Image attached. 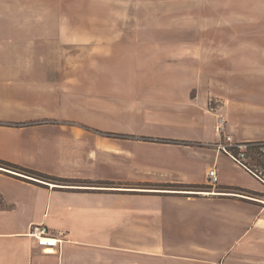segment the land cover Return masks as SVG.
I'll use <instances>...</instances> for the list:
<instances>
[{"label": "crops", "instance_id": "0c3cea01", "mask_svg": "<svg viewBox=\"0 0 264 264\" xmlns=\"http://www.w3.org/2000/svg\"><path fill=\"white\" fill-rule=\"evenodd\" d=\"M16 7L0 5V161L62 181L0 167V264H264L263 174L247 155L238 164L214 146L221 138L192 132L205 130L198 118L213 113L182 105L171 87L157 111L147 97L119 100L126 98L123 85L136 81L122 78L131 74L114 62L136 63V48L129 56L101 53L100 71L46 69L38 3L30 22L18 15L27 8ZM104 60L112 70H104ZM78 76L81 86L72 79ZM251 89L244 108L229 112L236 144L264 142V86ZM128 94L136 100L135 91ZM118 122L132 125H107ZM141 122L187 133L159 135L182 145L101 134L135 136ZM174 185L193 190L166 188ZM34 224L61 239L60 250L36 246L28 236Z\"/></svg>", "mask_w": 264, "mask_h": 264}, {"label": "rangeland", "instance_id": "374dc122", "mask_svg": "<svg viewBox=\"0 0 264 264\" xmlns=\"http://www.w3.org/2000/svg\"><path fill=\"white\" fill-rule=\"evenodd\" d=\"M37 3L39 21H44L46 69L100 71L101 53L120 50L129 56L136 48V63L130 58L119 62L120 65L114 62L131 74L122 78L136 81L123 85L126 98L120 96L119 100L141 102L147 97L150 108L157 111L168 104L164 92L172 88L184 100L182 105L195 104L205 114L213 113L212 119L198 118L205 130L192 131L195 135L204 132L211 142L221 138L219 144H224V137L214 133L218 119L223 118L225 135H229L230 110L244 108L248 97L255 95L248 92L249 88L264 86V0H0V5L26 7L24 13L18 14L25 22L32 20L30 8ZM122 35L125 41L120 42ZM109 63L112 62L104 60V70L113 69L106 67ZM135 72L138 75L132 76ZM72 79L82 85L79 76ZM134 91L136 100L132 95L127 97V93ZM110 97L106 95V99ZM188 111L195 114L192 109ZM187 116H191L189 112ZM107 125L121 130L132 124ZM135 128V136L106 131L101 134L111 139L133 137L142 142L163 143L161 140L166 139H160V133H187L175 126H149L143 122L136 123ZM178 143L175 145H182ZM238 144L245 145L247 162L256 164L264 174V142ZM231 148L238 151L235 147L227 149ZM166 188L193 190L177 185Z\"/></svg>", "mask_w": 264, "mask_h": 264}, {"label": "built area", "instance_id": "2783aa9c", "mask_svg": "<svg viewBox=\"0 0 264 264\" xmlns=\"http://www.w3.org/2000/svg\"><path fill=\"white\" fill-rule=\"evenodd\" d=\"M218 123L214 127L215 134L217 136H223L225 139L224 144H219L217 147L222 150L225 154L229 155L236 163L244 164L246 160V148L245 145L236 144L233 142L230 135H225V121L223 118H219ZM228 147H235L238 149L237 154H233L231 149ZM262 175V174H261ZM208 181L210 186H214L218 182V177L215 169H210L207 173ZM264 185V174L262 178H259ZM28 236L32 238L36 246L40 247L43 252H50L54 249L60 250L62 240L59 239L55 234L51 233L50 230L44 224H34L30 227Z\"/></svg>", "mask_w": 264, "mask_h": 264}, {"label": "trees", "instance_id": "16d2710c", "mask_svg": "<svg viewBox=\"0 0 264 264\" xmlns=\"http://www.w3.org/2000/svg\"><path fill=\"white\" fill-rule=\"evenodd\" d=\"M144 140H145V138H144ZM161 141L163 143H167V144H180V143H178V141H174V140H161ZM231 152L234 155L238 153V151L236 149H233V148H231ZM254 165H256V164H254ZM0 167L8 169V170H11V171L16 170L15 172L19 171L23 175H26L28 177H32L34 179L42 180V181H62V180H58L57 178H53V177H50V176H47V175H44V174H41V173H38V172H34V171L26 170V169H23V168H19V167L15 166V165H12V164H9V163H6V162H2V161H0Z\"/></svg>", "mask_w": 264, "mask_h": 264}]
</instances>
